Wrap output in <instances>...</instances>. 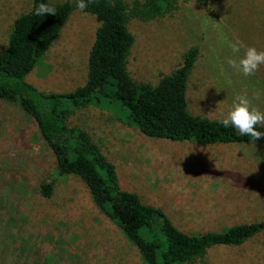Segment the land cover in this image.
Masks as SVG:
<instances>
[{"label":"rangeland","instance_id":"rangeland-1","mask_svg":"<svg viewBox=\"0 0 264 264\" xmlns=\"http://www.w3.org/2000/svg\"><path fill=\"white\" fill-rule=\"evenodd\" d=\"M32 5L33 0H0V52L8 47L16 19ZM99 26L95 15L75 9L27 81L56 93L85 85ZM129 29L135 36L128 57L134 80L157 85L197 46L187 91L191 113L219 118L240 94L264 112V65L244 77L227 63V41L236 37L264 50V0H181L172 14L132 19ZM69 122L86 129L116 164L123 189L161 208L181 230L219 232L264 220L263 143L203 146L149 137L113 102L76 109ZM52 180V195L46 197L41 184ZM0 264H147L99 209L87 184L79 176L58 173L57 158L35 118L2 99ZM189 264H264V232L242 245L213 246Z\"/></svg>","mask_w":264,"mask_h":264},{"label":"trees","instance_id":"trees-1","mask_svg":"<svg viewBox=\"0 0 264 264\" xmlns=\"http://www.w3.org/2000/svg\"><path fill=\"white\" fill-rule=\"evenodd\" d=\"M181 0H92L85 12L97 17L100 26L89 57L88 80L68 93L44 92L27 81V75L59 37L75 0L52 4L33 0L32 8L19 16L8 47L0 52V99L18 103L38 123L40 132L57 158L60 175L79 176L88 186L99 209L117 224L138 248L147 264H189L217 245L238 246L264 232V220L233 225L223 231L187 233L178 228L158 207L123 189L116 164L90 133L70 124L76 109L101 103H117L130 122L149 137L172 141L264 144L252 141L232 127L189 111L187 91L199 56L191 47L183 64L161 78L157 85L134 80L128 57L135 42L129 29L132 19L151 21L172 14ZM47 3L56 14L37 16L34 6ZM264 132V125H257ZM55 180L41 184L42 194L51 197Z\"/></svg>","mask_w":264,"mask_h":264},{"label":"clouds","instance_id":"clouds-1","mask_svg":"<svg viewBox=\"0 0 264 264\" xmlns=\"http://www.w3.org/2000/svg\"><path fill=\"white\" fill-rule=\"evenodd\" d=\"M92 0H75V6L80 11L88 8ZM37 16L45 14H56V8L47 3H39L34 6ZM231 55L227 58V63L244 77L255 75L260 65H264V50H258L255 46H246L238 37L227 41ZM243 49V54L241 50ZM217 122L224 128L232 127L239 136H247L252 141L264 137V132L257 130V125H264V112L252 105L247 94L235 96L233 107L227 114L221 113Z\"/></svg>","mask_w":264,"mask_h":264}]
</instances>
